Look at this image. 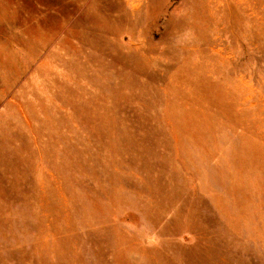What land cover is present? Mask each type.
<instances>
[{
  "label": "rangeland",
  "instance_id": "obj_1",
  "mask_svg": "<svg viewBox=\"0 0 264 264\" xmlns=\"http://www.w3.org/2000/svg\"><path fill=\"white\" fill-rule=\"evenodd\" d=\"M0 264H264V0H0Z\"/></svg>",
  "mask_w": 264,
  "mask_h": 264
}]
</instances>
